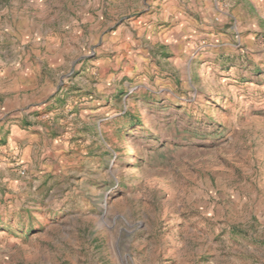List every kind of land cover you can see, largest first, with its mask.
Masks as SVG:
<instances>
[{"label": "rangeland", "instance_id": "374dc122", "mask_svg": "<svg viewBox=\"0 0 264 264\" xmlns=\"http://www.w3.org/2000/svg\"><path fill=\"white\" fill-rule=\"evenodd\" d=\"M163 3L0 0V264H264V0Z\"/></svg>", "mask_w": 264, "mask_h": 264}, {"label": "crops", "instance_id": "0c3cea01", "mask_svg": "<svg viewBox=\"0 0 264 264\" xmlns=\"http://www.w3.org/2000/svg\"><path fill=\"white\" fill-rule=\"evenodd\" d=\"M186 1L188 0H164V17L169 21L165 33L171 37L172 41H178L182 39L183 36H186L187 23L184 22L185 14L181 11V4ZM197 1L201 2V0ZM192 2L196 3V0H192ZM113 33L116 34L120 32ZM8 76L11 82L9 98L7 94L6 96L1 94L3 90H0V98L4 100L3 103H0V131L2 132V134H0V140L7 135L10 146L14 143H21L28 146L30 141L35 140L32 134L30 119L35 109L41 108L39 105L43 102L40 100L42 94L36 96L40 90L38 89L35 92L32 90L33 87H31V84L33 79H35V73L32 70H28V68L20 69L14 74H8ZM33 96L35 97L31 101L30 98ZM35 101L39 102L33 103ZM8 129L10 132L7 134ZM3 153H7L6 145L4 146L0 143V157Z\"/></svg>", "mask_w": 264, "mask_h": 264}]
</instances>
